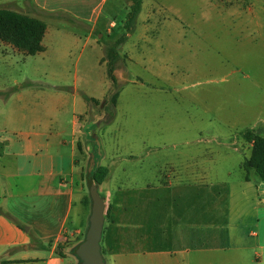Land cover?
I'll use <instances>...</instances> for the list:
<instances>
[{
    "label": "rangeland",
    "instance_id": "374dc122",
    "mask_svg": "<svg viewBox=\"0 0 264 264\" xmlns=\"http://www.w3.org/2000/svg\"><path fill=\"white\" fill-rule=\"evenodd\" d=\"M39 2L56 12L41 9L32 0H0V8L37 17L48 26L44 50L34 55L14 51V46L0 40V91L11 92L17 83L41 96L54 86L67 92L74 88L79 103L88 106L80 125V130L88 131L80 177L88 199L85 212L90 214L85 173L97 150V164L107 167L98 186L105 203L103 239L111 231L117 234L112 247L153 248L145 235V192L131 191L135 186L177 180L199 185L258 180L242 164L252 152L244 133L264 137V9L257 14L243 10L248 5L255 10L262 2L142 0L130 35L116 47L113 82L107 74L106 53L125 32L129 1H107L100 15V21H107L105 28L101 24L92 29L76 21L73 13L89 8L93 0L84 1L89 5L78 0ZM258 24L263 26L259 34L254 30ZM83 95L99 100L90 103ZM11 104L12 99L3 101L0 96V124ZM62 119L69 131V118ZM65 137L70 139L69 133ZM169 166L184 175L163 176ZM78 209L75 200L73 212ZM135 212L138 221L131 223L130 214ZM16 220L22 221L18 216ZM252 226L247 222L248 229ZM83 237L60 246L77 244ZM136 262L143 264V258ZM119 263L129 264L130 258H119Z\"/></svg>",
    "mask_w": 264,
    "mask_h": 264
},
{
    "label": "crops",
    "instance_id": "0c3cea01",
    "mask_svg": "<svg viewBox=\"0 0 264 264\" xmlns=\"http://www.w3.org/2000/svg\"><path fill=\"white\" fill-rule=\"evenodd\" d=\"M32 1L56 12L39 0ZM93 1L85 10L76 9L74 18L90 29L101 24L105 28L107 21H100V15L109 0ZM258 1L262 4L255 10L248 5L243 12H260L264 0ZM256 27L259 34L263 26ZM47 30L46 24L45 33ZM25 86L17 83L11 92L0 91L1 100L12 99L0 124V264H77L72 249L79 242L60 243L79 238L88 224L80 179L87 148L83 143L87 144L88 136L80 125L86 120L88 106L79 103L74 88L67 92L54 86L41 96ZM83 96L86 101L99 100ZM24 108L27 113L20 112ZM62 118H69V131ZM67 133L70 139L65 137ZM182 175L169 166L163 176ZM130 190L145 192V235L153 248L143 250L139 244L124 251L104 239L108 251L105 257L100 245L103 264L108 260L118 264L123 257L130 258L129 264H140L137 258H143V264H264V181L199 185L177 180ZM75 200L79 203L76 213ZM136 215L130 214L131 223H137ZM249 221L253 223L250 230L246 227ZM107 235L117 234L111 231Z\"/></svg>",
    "mask_w": 264,
    "mask_h": 264
},
{
    "label": "trees",
    "instance_id": "16d2710c",
    "mask_svg": "<svg viewBox=\"0 0 264 264\" xmlns=\"http://www.w3.org/2000/svg\"><path fill=\"white\" fill-rule=\"evenodd\" d=\"M129 4L128 11L125 16L123 27L125 32L119 36L108 48L106 53L107 58V74L110 80L115 81V62L119 57L117 51V45L125 40L126 34L139 14L141 10L142 0H128ZM46 30V24L42 19L37 17L29 16L28 14L20 13L15 10L0 8V40L11 44L17 50L21 51L26 55H34L44 50L42 39ZM117 92H114L110 101L115 104ZM88 101L97 103L98 101L94 98H89ZM246 141L252 143V152L247 160L242 164V167L246 170H253L254 175L258 179L264 181V137L253 134L252 132L244 133ZM97 147V146H96ZM95 159L98 162L100 154L97 150L94 152ZM107 175V167L103 165H95L92 169L91 176L94 182L99 186ZM245 179L248 180L246 174ZM88 199L84 198V204ZM105 232V229L102 230ZM103 232L100 240L102 244ZM84 235V234H82ZM106 240L113 245V235H104ZM75 248V247H74ZM72 249V251L74 250Z\"/></svg>",
    "mask_w": 264,
    "mask_h": 264
},
{
    "label": "water",
    "instance_id": "95a60500",
    "mask_svg": "<svg viewBox=\"0 0 264 264\" xmlns=\"http://www.w3.org/2000/svg\"><path fill=\"white\" fill-rule=\"evenodd\" d=\"M94 140L99 147L96 137ZM97 165L95 154L92 153L85 173V181L90 199V214L88 225L84 232L83 239L75 246L74 254L78 258L77 264H103V257L100 250V240L102 236L105 203L100 195L98 185L94 182L91 172Z\"/></svg>",
    "mask_w": 264,
    "mask_h": 264
}]
</instances>
